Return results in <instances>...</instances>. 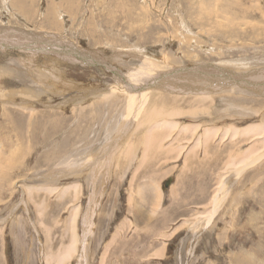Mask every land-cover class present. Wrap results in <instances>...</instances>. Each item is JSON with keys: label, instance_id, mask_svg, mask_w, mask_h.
Instances as JSON below:
<instances>
[{"label": "rangeland", "instance_id": "rangeland-1", "mask_svg": "<svg viewBox=\"0 0 264 264\" xmlns=\"http://www.w3.org/2000/svg\"><path fill=\"white\" fill-rule=\"evenodd\" d=\"M13 1L0 0V69L15 70L0 75V119L23 120L27 139L14 142L15 169L0 174V264H58L73 234L76 251L64 264H264V157L233 172L208 225L230 154L261 141L222 140L225 129L264 116V95H225L242 80L223 71L264 69V0H19L18 9ZM48 7L59 28L46 22ZM51 30L60 36H46ZM139 72V88L196 77L175 104L184 113L126 120L119 85L138 88ZM152 92L154 103L176 95ZM195 94L214 100L184 107ZM180 127L191 132L179 142Z\"/></svg>", "mask_w": 264, "mask_h": 264}, {"label": "bare ground", "instance_id": "bare-ground-1", "mask_svg": "<svg viewBox=\"0 0 264 264\" xmlns=\"http://www.w3.org/2000/svg\"><path fill=\"white\" fill-rule=\"evenodd\" d=\"M15 1V8L16 9H18L17 7L19 6L18 5V3L16 4V2H19V0H14ZM13 1V2H14ZM210 1H212V0H210ZM229 1V0H228ZM27 2V1H26ZM50 2V1H49ZM22 3V2H21ZM25 5H27L26 3H23V6H22V8L25 6ZM29 6V5H28ZM29 8H30V6H29ZM25 9V8H24ZM20 10V9H19ZM27 11V10H26ZM21 12V11H20ZM23 12V11H22ZM34 12V11H33ZM56 12V11H55ZM24 14V13H23ZM57 16L55 15V13L53 14V12L51 11V7L49 8L48 7V12L45 14V20H46V22L49 24V26H50V28H53V27H56L57 26V18H56ZM25 21H26V19H25ZM47 24V25H48ZM5 25V24H4ZM58 27V26H57ZM48 28V27H47ZM59 28V27H58ZM15 30V29H14ZM56 33V32H55ZM55 33H52V30H51V32H47L46 34V36H55V35H58V34H55ZM57 33H59V32H57ZM93 33V32H92ZM42 34V33H41ZM94 34V33H93ZM42 36V35H41ZM58 36H60V35H58ZM57 38H59V37H57ZM57 38H54L53 40L55 41V40H61V42L63 41L61 38H59V39H57ZM58 41V42H59ZM68 41V40H67ZM64 42V41H63ZM70 42V41H69ZM66 43V42H65ZM61 44V43H60ZM63 44V43H62ZM67 44V43H66ZM71 44H73V43H71ZM81 47V46H80ZM77 48V47H76ZM79 48V47H78ZM33 50V49H32ZM77 50V49H76ZM34 51H36V50H34ZM80 51V50H79ZM79 51H77V52H79ZM81 53V52H80ZM56 54H58V52H56ZM53 55V54H52ZM59 55H60V53H59ZM120 57V56H119ZM61 58H63V57H61ZM67 58H69V57H67ZM85 58V57H84ZM55 59V58H54ZM64 59V58H63ZM62 60V59H61ZM60 60V61H61ZM70 60V59H69ZM74 60V59H73ZM72 59H71V61H73ZM119 60H121V59H119ZM144 60H145V63L147 62L148 64L147 65H149V66H154L155 64L154 63H156V62H153L152 61V63L149 61V60H146V58H144ZM164 60H166V59H164ZM79 62V61H78ZM95 62V61H94ZM71 63V62H70ZM80 63H82V61L80 60ZM13 64V63H12ZM14 65V64H13ZM12 65V66H13ZM16 65H18V63L16 64ZM15 66V65H14ZM148 66V67H149ZM156 66V65H155ZM154 66V67H155ZM9 67V66H8ZM11 67V66H10ZM13 68V67H12ZM12 68L10 69L11 71H8L7 69H5L4 67H3V69H0V75H3V74H6V75H10L11 76V73L13 74V72L15 71L14 69L12 70ZM149 68H152V67H149ZM154 69V68H153ZM214 69V68H213ZM223 69V68H222ZM222 69H221V72H222ZM218 70H220L219 68H218ZM25 71V70H24ZM24 71H22V73H26V72H24ZM154 71H155V74H156V72H157V69L155 68L154 69ZM33 72V71H32ZM35 72V71H34ZM129 72V71H128ZM131 72V71H130ZM165 72V71H164ZM168 72V71H167ZM253 72V74H242V73H238V74H234V72H230V71H223V73L225 74V76H228V77H231L232 78V80H233V82H239V80L242 82L241 83V85L239 84L238 86H239V88L238 89H235V90H233L232 89V87H231V91H227V90H224V91H227L226 93L227 94H225V95H228V94H230V93H237L238 94V92H240L241 94H243V93H246V92H248V93H260V94H262V95H264V82L263 81H261V80H264V69H260V70H255V71H252ZM20 73V72H19ZM231 73V74H230ZM116 74V73H115ZM139 74H140V72H139ZM142 74H144V75H149V76H152V77H155V76H153V75H151V73H148L147 71H144V72H142ZM142 74H140V75H136L135 73H133V79H132V77L130 78V79H132L134 82H136V83H134L135 85L137 84V83H139L138 82V80H139V77H141V75ZM18 75V74H17ZM25 75V74H24ZM28 75V74H27ZM38 76H39V74H37ZM36 74H35V76L36 77H33V79L34 80H36V81H39V84H40V81H41V79L37 76ZM42 75V74H41ZM128 75V74H127ZM14 76V75H13ZM168 76H170V75H168ZM168 76H167V79H168ZM198 76H200V75H198ZM221 76V75H220ZM223 76V75H222ZM17 77V76H16ZM117 77H119V76H117ZM164 77H166V76H164ZM201 77V76H200ZM224 77V76H223ZM227 77V78H228ZM12 78V77H11ZM44 78V77H43ZM127 78V77H126ZM222 78V77H221ZM237 78V79H236ZM239 78V79H238ZM247 78H249V80H247ZM251 78V79H250ZM254 78L256 79H258L259 81L257 82V81H254L253 82V80H254ZM196 80V77H190V78H188V79H184V77H178V80L175 82V81H172V82H170L169 84H167V83H161V82H163V81H161V82H159L158 84H153V82L152 81H150V85H147V86H144L143 85V83H140V87L141 88H139L138 87V84L136 85V87H138V88H134L131 84H129V83H127V81H124L123 82V84L124 85H119V86H121L122 87V91H121V93H123L124 95H128V97H129V100L127 101L128 102V104H127V110H128V114H127V117H126V120H137L136 118H138L140 115L141 116H143V117H148V118H150V117H158L160 114H162V111L163 112H165V113H167L168 111H174V110H176V106H175V104L177 103V99L178 98H180L181 96H184V95H181V92L184 90V89H186L189 85H191V84H193V82ZM209 80V79H208ZM235 80V81H234ZM22 81V80H21ZM26 81V80H25ZM130 81V80H129ZM128 81V82H129ZM230 81V80H229ZM244 81V82H243ZM181 82H183V85L181 84ZM186 82H189V84H185ZM28 83V82H27ZM191 83V84H190ZM230 83V82H229ZM25 84V83H24ZM195 84V83H194ZM197 84V83H196ZM212 84H216V82L215 81H213L212 82ZM211 84V85H212ZM232 84V83H231ZM38 85V84H37ZM234 85H236V84H234ZM26 86V85H25ZM198 86H200V85H198ZM203 85H201V87H202ZM242 86H244L243 88H242ZM27 87V86H26ZM152 87V88H151ZM180 87V88H179ZM182 87H184L183 89H182ZM191 87V86H190ZM158 88L159 89H162L163 90V92L165 93H174V94H176L175 95V99H171V100H165V102H159V99H161V97L158 99V103H154V101L156 100H154V101H152L151 99L153 98L152 97V90H158ZM182 90V91H181ZM187 90H189V89H187ZM202 90V89H201ZM30 91V90H29ZM32 91V90H31ZM161 91V90H160ZM196 91V90H195ZM14 92V91H13ZM183 92H186V91H183ZM198 91H196L195 93H197ZM220 92H222V91H220ZM9 93V92H8ZM15 93V92H14ZM12 94V95H9V94H7L8 96H13V95H15V94ZM27 93V92H26ZM31 93V92H30ZM34 93V92H33ZM225 93V92H224ZM28 94V93H27ZM35 94V93H34ZM159 94V93H158ZM186 94H188V93H186ZM3 95H6V93L5 94H3ZM30 95H32V97H33V94H30ZM154 95H155V93H154ZM160 96H161V93L159 94ZM158 95V96H159ZM172 95V94H171ZM189 95V94H188ZM231 95V94H230ZM247 95V94H246ZM254 95V94H253ZM194 97H196L197 99H198V101L197 102H195V103H191V101L189 102V104H188V102L186 103V102H183L182 104L184 105V107H187V106H190L191 104L192 105H194V106H196V107H201L202 106V102H206V100H208L209 98H213L212 96H206V97H200L198 94H195V95H193ZM167 97H170V96H167ZM184 97H186V96H184ZM191 97V96H190ZM239 97V96H238ZM16 98V97H15ZM171 98H173L172 96H171ZM193 98V97H192ZM240 98V97H239ZM193 99H195V98H193ZM213 100H214V98H213ZM7 101V100H6ZM12 101H14L13 99L11 100V99H9L7 102H12ZM121 101V100H120ZM157 101V100H156ZM178 101H179V99H178ZM182 102V101H181ZM214 102V101H213ZM24 103V102H23ZM9 104V103H8ZM204 104V103H203ZM24 104H22V106H23ZM22 106H20L19 107V109H22V110H25V108L24 107H22ZM95 106V105H94ZM94 106L92 107V108H94ZM150 106H151V108H150ZM215 106V105H214ZM15 107H18V106H15ZM147 107H149L151 110L150 111H147L148 110V108ZM214 108H217V107H214ZM199 109V108H198ZM211 109V108H210ZM226 109V108H225ZM3 110H4V108H3ZM7 110V109H6ZM9 110V109H8ZM7 110V112L8 113H10V111H8ZM158 110H162L161 112H158ZM215 111H217V109H214ZM231 110V109H230ZM239 110H241V109H239ZM244 110H247V109H244ZM5 111V110H4ZM176 111H179V112H182V113H184V111L183 110H176ZM212 111V110H211ZM224 111V110H223ZM264 111V110H263ZM157 112H158V114H157ZM237 112V111H236ZM240 114V117L241 118H243V119H245V117L249 114V113H245V112H243V111H238ZM6 113V112H5ZM216 113V112H215ZM218 114H220L221 116H223L224 115V113L222 114V112H217ZM235 113V112H234ZM7 114V113H6ZM54 114V113H53ZM177 114H179L178 112H175V113H172L171 114V116H175V115H177ZM236 114V113H235ZM11 115H13V114H11ZM11 115L10 114H8L7 115V117H6V119L3 117V115H1V119H0V138H2V140L4 139V141L5 142H7V144H8V148L7 149H5V150H3V151H0V174L1 175H3V176H6V175H8L9 173H10V171L11 170H14L15 169V155H18L17 153H15V151H13L12 149H13V147L16 145L14 142L15 141H17V143L18 142H21L23 139H27V135H26V128L27 127H25V124H24V122H22L21 120V122H12V119H11V122H12V124H13V126H14V128H13V126H12V124H9V122L8 121H10V117H11ZM14 115H17V114H14ZM163 115H165V114H163ZM180 115V114H179ZM178 115V116H179ZM238 114L236 115V116H239ZM250 115V114H249ZM251 115H253V114H251ZM18 116V115H17ZM140 116V117H141ZM229 116H233V117H235L234 115H229ZM18 117H20V116H18ZM142 117V118H143ZM128 118H130V119H128ZM148 118H147V120H148ZM220 118V117H219ZM218 118V120L217 121H219V120H221V119H223V118H220L219 119ZM139 119H141V118H139ZM138 119V120H139ZM145 119V118H144ZM146 120V119H145ZM177 121V120H176ZM134 122V121H133ZM260 122H261V124H256L255 123V125H251L250 127H245V128H242V129H235V128H232V127H229V128H227V129H225L224 131H223V133H222V136H223V138H222V140H225L224 138L228 135L231 139H235V137H238V141H240V139H245L246 137H249V138H251V139H257V140H261L260 142L259 141H256L257 143L256 144H252L251 145V147L247 150L246 149V152L244 153V151L242 152V151H238V152H236V153H234V152H230L231 154V156L229 157L230 159H228V161H227V164L226 165H229L228 167H226V171H227V174L224 176V178L222 177V179H221V181H220V183H219V188L217 189V193L213 196V199H212V206H214L213 207V210L210 212V215H209V222H208V225L210 224V222H211V220H212V217H213V215L217 212V210L219 209V207H221L220 205H222V203L224 202V200H225V195L227 196L228 194H229V191H231V189H229V187L231 186V185H229L228 187H227V181H229L230 182V178L229 177H231L232 176V174H233V172H235V171H237L238 170V168H240L241 167V165H243L240 169H241V172H243V171H246V168H248V167H252V166H254V165H256V163L258 162V161H260L263 157H264V154H260V153H258V154H256V151H259L261 148H263L264 146H262V145H264V116H263V118L260 120ZM130 123H131V121H130ZM136 123V122H135ZM232 123V122H231ZM127 124V123H126ZM27 125V124H26ZM179 125V123H176V125H175V129H176V127ZM200 125H202V124H198V126L196 127L197 128V131L199 130V128H200ZM148 126V125H147ZM146 127V126H145ZM16 129V130H15ZM121 129V128H120ZM124 129V128H123ZM206 130H207V128H205ZM204 129V131H206ZM211 129V128H210ZM14 130L15 131H17V132H14ZM122 130V129H121ZM123 131V130H122ZM125 131V130H124ZM203 131V130H202ZM218 131V130H217ZM226 131V132H225ZM16 133V134H14V136L13 135H11V133ZM127 132V131H126ZM184 132H191V129H185L184 127L182 128V127H180V129H179V132H178V134L179 135H177V137L175 138V141H179L180 142V140H178L179 138H180V134L181 133H184ZM209 132V131H208ZM207 132V133H208ZM206 133V139H209V138H211L210 137V135L209 134H207ZM251 133H255V134H251ZM160 134V133H159ZM197 134H200V133H197ZM162 135H164V134H162ZM161 135V136H162ZM161 136L160 135H157L156 137L158 138V139H160V142H159V145H158V147H157V150L156 151H160V149H158L159 148V146L162 144V142H163V140H161ZM199 136V135H198ZM235 140H237V138L235 139ZM223 142V141H222ZM208 143H209V141H207L206 143H205V146H207L208 145ZM236 143V141L235 142H232L231 144H235ZM24 144V143H23ZM22 144V145H23ZM109 144V143H108ZM6 145V144H5ZM11 145V146H10ZM156 142L154 141L153 142V144H152V147L150 148V146L148 147V149L150 148V149H154V148H156ZM194 146L196 145L195 143L193 144ZM237 145V144H236ZM10 146V147H9ZM162 146V145H161ZM170 146H172L173 147V145H170ZM191 146V145H190ZM201 146V145H200ZM164 147H166V146H164ZM197 147V146H196ZM233 147V146H232ZM235 147V146H234ZM15 148V147H14ZM193 149H194V147H192ZM23 148H21V151H24V149L22 150ZM238 149V148H237ZM182 150V149H181ZM168 151H172L171 150V147H168ZM187 151V150H186ZM185 151V152H186ZM155 152V151H154ZM190 153V152H189ZM262 153V152H261ZM188 155V154H187ZM22 158V157H21ZM147 158V157H146ZM156 158V159H155ZM160 157L158 156V157H154V158H152V160H157V159H159ZM150 159V158H149ZM169 159V158H168ZM151 160V159H150ZM186 162V161H185ZM188 162H186V164H187ZM141 164V163H140ZM186 167V166H185ZM85 168V167H84ZM239 173H237V178H238V176H240V174L238 175ZM230 175V176H229ZM234 175V174H233ZM235 176V177H236ZM236 178V179H237ZM0 179H2V176H0ZM233 179H235V178H233ZM232 182V181H231ZM234 182V181H233ZM237 182V181H236ZM235 182V183H236ZM234 183V184H235ZM226 187V188H225ZM232 187H234V185H232ZM224 190V194L222 195V196H219V195H221L222 194V191ZM226 190H228L227 192H226ZM141 192H143V191H141ZM155 193V192H154ZM157 197V196H156ZM228 197V196H227ZM158 200V199H157ZM157 202V201H156ZM159 203V202H158ZM160 204H161V202H160ZM37 207V206H36ZM78 210V209H77ZM75 211V210H74ZM91 217V216H90ZM71 218H72V215H71ZM71 222L72 223H74V225H75V219H74V217L72 218V220H71ZM88 223V222H87ZM86 224V223H85ZM91 224V223H90ZM88 225V224H87ZM90 226V225H89ZM46 228V227H45ZM72 239V242L67 246L66 245V247L63 249V251H61V254L59 255V256H56V261H57V263L58 264H64L65 262H66V260L68 259L69 260V258H71L73 255V253L76 251V246H77V239H75V237H74V234H73V237L71 238ZM58 253V252H57ZM75 254V253H74ZM56 255H58V254H56ZM159 255H161V254H159ZM55 256V255H54ZM53 256V257H54ZM79 257V256H78ZM52 258V257H51ZM53 260V259H52ZM70 261V260H69Z\"/></svg>", "mask_w": 264, "mask_h": 264}, {"label": "water", "instance_id": "water-1", "mask_svg": "<svg viewBox=\"0 0 264 264\" xmlns=\"http://www.w3.org/2000/svg\"><path fill=\"white\" fill-rule=\"evenodd\" d=\"M172 182H173V180H168V181H166L165 183H164V187L165 188H168L171 184H172Z\"/></svg>", "mask_w": 264, "mask_h": 264}]
</instances>
